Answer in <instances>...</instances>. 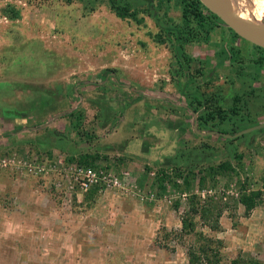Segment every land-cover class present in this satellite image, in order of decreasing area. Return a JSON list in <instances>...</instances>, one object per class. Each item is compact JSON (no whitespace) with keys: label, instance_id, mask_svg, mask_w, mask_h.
<instances>
[{"label":"rangeland","instance_id":"1","mask_svg":"<svg viewBox=\"0 0 264 264\" xmlns=\"http://www.w3.org/2000/svg\"><path fill=\"white\" fill-rule=\"evenodd\" d=\"M189 1L0 0V264L264 262V48Z\"/></svg>","mask_w":264,"mask_h":264},{"label":"water","instance_id":"2","mask_svg":"<svg viewBox=\"0 0 264 264\" xmlns=\"http://www.w3.org/2000/svg\"><path fill=\"white\" fill-rule=\"evenodd\" d=\"M205 7L217 15L222 22L228 25L239 36L248 40L256 46L264 48V22L257 24L246 20L233 12L231 0H200ZM264 128V123L243 129L235 134L221 133L222 135L234 138L248 132Z\"/></svg>","mask_w":264,"mask_h":264},{"label":"trees","instance_id":"3","mask_svg":"<svg viewBox=\"0 0 264 264\" xmlns=\"http://www.w3.org/2000/svg\"><path fill=\"white\" fill-rule=\"evenodd\" d=\"M114 6H115L114 8L117 12V15H119L120 17H126L128 15L135 16V13H133V12L129 13L128 12L129 6H125L123 8L121 6L115 5V4H114ZM184 6H185V9H184L183 13L185 16H188V17L191 15V13H193L194 15L202 16V18H203L204 11L209 12V10L205 7V5L200 0H191L188 3L186 2ZM210 13L212 14L213 18H217V19L221 20L217 15L213 14L212 12H210ZM235 34H237V33L235 32ZM70 159H74V158L71 157ZM95 160H96L95 158H89L88 159L86 157V155H83V156L81 155L79 158V162H81L84 166H91L93 168L98 167V164H96L94 162ZM223 167L226 170H230L233 168L232 164H229V163L224 164ZM97 186L98 185L93 186L92 189L97 187ZM261 196H262V191L259 189L253 190L249 194L245 193L242 196L241 201H242L243 205L245 206L246 210L248 211V213L251 212L256 207L257 200L259 198H261ZM230 264H264V262H259V261H255V260H245L241 256H239V257H236L235 259H233Z\"/></svg>","mask_w":264,"mask_h":264},{"label":"built area","instance_id":"4","mask_svg":"<svg viewBox=\"0 0 264 264\" xmlns=\"http://www.w3.org/2000/svg\"><path fill=\"white\" fill-rule=\"evenodd\" d=\"M73 180L76 185H78L84 191H88L95 185H109L113 182L110 179V172L106 168H97L91 166L79 165L74 169L71 167Z\"/></svg>","mask_w":264,"mask_h":264},{"label":"bare ground","instance_id":"5","mask_svg":"<svg viewBox=\"0 0 264 264\" xmlns=\"http://www.w3.org/2000/svg\"><path fill=\"white\" fill-rule=\"evenodd\" d=\"M233 12L257 24L264 22V0H231Z\"/></svg>","mask_w":264,"mask_h":264},{"label":"crops","instance_id":"6","mask_svg":"<svg viewBox=\"0 0 264 264\" xmlns=\"http://www.w3.org/2000/svg\"><path fill=\"white\" fill-rule=\"evenodd\" d=\"M253 64H254V63H253ZM257 67H258L257 70H259L260 72H262V75L264 76V63H263L262 66L258 65Z\"/></svg>","mask_w":264,"mask_h":264}]
</instances>
